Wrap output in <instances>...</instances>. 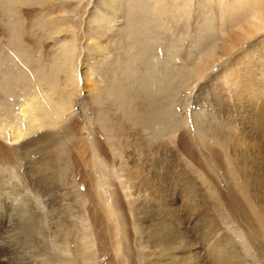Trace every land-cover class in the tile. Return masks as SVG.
I'll return each mask as SVG.
<instances>
[{
	"label": "rangeland",
	"instance_id": "rangeland-1",
	"mask_svg": "<svg viewBox=\"0 0 264 264\" xmlns=\"http://www.w3.org/2000/svg\"><path fill=\"white\" fill-rule=\"evenodd\" d=\"M1 1L0 79L8 87L0 88L1 130L30 95L52 94L53 106L70 99L60 126L21 146L9 144L7 131L0 136V186L22 192L35 210L33 250L40 263L61 264L66 238L71 246L55 232L53 225L61 224L82 238L83 264H145L147 204L171 215L183 233L207 216L239 242L247 260L264 264L262 222L233 176L264 207V0H15L6 14ZM18 71L34 82L10 85ZM149 71L169 74L156 75L162 85L152 97L165 98L173 128L157 137L138 130L112 98L127 90L130 111L141 112V97L155 89L136 91L134 73ZM34 103L41 104L37 97ZM118 123L124 130L115 137ZM51 133L58 137L48 145L36 140ZM48 157L45 168H34ZM243 160L248 164L235 165ZM127 170L136 178H126ZM158 184L173 199L151 197L149 186ZM186 186L193 201L185 209L177 198ZM1 223L0 241L6 236Z\"/></svg>",
	"mask_w": 264,
	"mask_h": 264
},
{
	"label": "bare ground",
	"instance_id": "bare-ground-1",
	"mask_svg": "<svg viewBox=\"0 0 264 264\" xmlns=\"http://www.w3.org/2000/svg\"><path fill=\"white\" fill-rule=\"evenodd\" d=\"M14 1L15 0L1 1L3 5L2 8L4 9L5 14L8 12L10 4L13 3ZM138 43L139 45L142 46L144 45L143 43L145 42L140 40V42ZM147 50L149 49H146V51L144 52L141 51V52L143 54L144 53L146 54ZM207 51L208 52L210 51L211 53L212 50L208 49ZM144 59L146 60V57ZM10 61H11L12 67L16 66L12 62L13 60H10ZM19 61L22 64L21 61L23 60L20 59ZM156 72L151 73L149 71L147 73L145 72H135L134 73V76L135 78H137V81H138V84H136L135 86V88L137 87L136 91L138 90L143 91L149 88V90L152 92V90L155 89V91L151 93L150 95L147 94L146 96L143 95V97H141L140 100L143 103H146L143 110H141V112L135 111V110L133 111L132 109H131L132 111H130V108H129L130 103H128V100L126 99L127 97L125 95L127 91L126 88H125L126 90L125 92L124 90H121L119 97L118 95H116L117 93L115 92H113L114 96L112 97L115 99V101L119 102L120 107L123 109L121 110V114H123L130 122L135 123L138 130H141V131L143 130V132L148 131L150 134L155 135V137H157L164 129L173 128L172 124L166 122L168 120L166 119L167 114H168V110H167L168 107L166 108L165 106V102H164L165 98H163L162 100H158L156 102H154L153 100V97L158 95L157 90H159L160 86L162 85V82L160 83L158 82V79L156 80V75L158 76L161 75L162 77H164V79H166L169 76V74L162 75ZM195 72L199 75V72L197 70ZM18 73L19 74L14 76L15 79L10 81V85L15 84L16 82H20L22 86H25L24 83H26V85H29L30 83L34 82L33 78L31 79V77H28V81H27L26 74L20 73L19 71ZM85 75H86V72H85ZM44 77L40 81H43V79H45ZM66 78H67L66 80L70 84L74 83V80H76V79H73L74 78L73 71L72 72L70 71L69 73L66 72ZM149 78H153L154 80L149 79ZM3 81L9 84L5 80V76H3ZM141 84L142 85L144 84V86H142ZM76 85L78 86L77 83ZM82 85L83 87H86L85 84L82 83ZM0 88L4 91L8 90L7 85L3 86L2 78L0 79ZM117 90H120V89H117ZM73 95H74V92L70 94V97ZM51 96L52 94L48 95L47 92L45 93L41 91V92H37L36 96L30 95L28 96V98H25L23 100V104L19 105V107L17 108V112L15 113L16 115L11 113L12 117L11 119L9 118L10 122L4 128L5 130H1L2 127L0 128V136L2 137V132L7 131L9 132V135H8V138L7 136L6 138L9 144L10 143L14 145L20 144L21 146V144L25 140H27L30 136L34 135L36 132L40 130H44L53 125H54L53 127H55L57 123L60 126V123L58 121L59 119L63 117V116L61 117V114H63L64 111L68 109L69 107L68 104L70 102V99L65 95L66 99H64L63 101L61 100L59 104H55L53 106V104L51 105L49 103V100H51L50 98ZM36 97L39 99V103H41V104H38V107H35L36 104L34 103V100L36 99ZM146 99H148V101H145ZM93 101L96 104H98V98L96 96L93 97ZM43 103H45L46 108L42 107ZM148 106H152L149 109V111H148ZM36 108L38 111L36 110ZM41 110H45V111L41 112ZM55 116L56 118H54L55 119L54 121L52 117H55ZM3 122H1V124ZM118 126H119V123L118 125H116V129L114 130L115 137L119 136V132L124 130V128L120 129L118 128ZM54 137H58V136H55V134L52 135V133L51 135L44 134V136H42L41 138L38 137L36 138V140L37 141L43 140L41 141V143L44 142L46 145H48L51 142L55 141L53 139ZM51 158L48 157L46 160L35 163L34 168H39V169L45 168V166H47L52 161ZM231 161L233 163L235 162L233 161V159ZM246 164L248 163L245 160L235 163V165H240V166L246 165ZM246 174L248 175V173ZM123 175H125L126 178H129V177L136 178L137 172L127 170ZM233 176L237 177V181H238L237 183L241 190L240 194L244 197V199L246 200L250 208H253L254 214L256 215L258 220L262 222V227L264 229V207L256 205L254 203L253 199L251 198L253 196L251 197L249 196L250 191L247 190L248 185L246 184L245 181L239 178L236 172H233ZM249 176H246V177H249ZM104 183L105 182L103 181V178H102L97 182V186L100 188L101 186L104 185ZM166 183L167 182L165 180V185ZM161 184H158L155 187L149 186L150 191L152 193L151 197H154L156 200H159L160 198L163 197L166 200L170 201V199H173V194L171 192L161 193L160 192V189L162 188ZM15 186L16 185H14V187ZM23 196L24 194L22 192L20 193V191L17 189L9 188L8 190H4L2 187L0 188V221H2L1 227L4 228L2 232L4 233V235H6L0 241V264H41L38 259V256L33 250L34 241L32 237L36 230V222H37L38 216L36 215L35 210L30 206V202L28 201V199L27 198L24 199ZM144 197H145V194H144ZM144 197L142 198L144 199ZM177 199L178 201H180L181 204L184 203V205H186L185 209L192 205L193 197L190 193V190L187 189V186L185 189L181 190ZM139 201H141L140 198H139ZM106 202H109V199H106ZM254 204L256 205L255 207H254ZM104 206L106 207V204H104ZM145 206L149 209V211L146 210L147 212L144 213V219H145L146 224L144 226L145 229L143 231V234L145 237L144 241H146L147 255H149V259L145 261V264H255L256 263V262L254 263L250 259H248L249 261L247 260V257L245 256V254H243V250L240 249V247L238 246L239 242H237L238 243L237 244L232 239L226 237L225 234L227 232L224 233L222 231L223 229L215 228L213 225H210L211 221L209 220L207 216H202L201 218L195 219V221L198 223L197 225L199 226L198 229L194 230L195 228L194 226H193L194 228L188 229L189 224H186V232L183 233L174 227V221H172L171 215H170L171 217L169 215L167 216L165 214L166 212L165 213L161 212L162 210L160 211L155 206H148L147 204ZM115 211L116 210L113 208V206H112V209L110 210H108V207H107L108 220H110L109 222H111L113 219L116 220L117 216H115V213H116ZM53 227L55 229V232L61 235L62 237L67 236L70 238L68 239L69 245H71L69 247L70 249L67 247L68 243H67V238H66V241L64 242L66 246L64 249L61 250L63 259H61L60 263L61 264H77V262H81L83 264V258L85 257L87 259L88 257L85 254V251H84L85 248L80 245L82 238L78 236V233L77 234L74 233L75 232L74 227H72V232L73 230L74 232L70 234H68V231L64 228V225L57 224V225H53ZM50 228L53 229L51 224H50ZM241 244L243 243L241 242ZM45 261H49L51 264H53L51 259H46Z\"/></svg>",
	"mask_w": 264,
	"mask_h": 264
}]
</instances>
